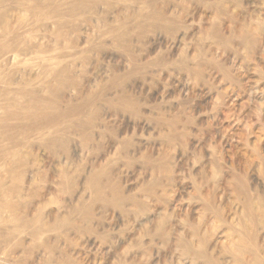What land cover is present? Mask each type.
<instances>
[{"label":"rangeland","instance_id":"1","mask_svg":"<svg viewBox=\"0 0 264 264\" xmlns=\"http://www.w3.org/2000/svg\"><path fill=\"white\" fill-rule=\"evenodd\" d=\"M0 264H264V0H0Z\"/></svg>","mask_w":264,"mask_h":264}]
</instances>
